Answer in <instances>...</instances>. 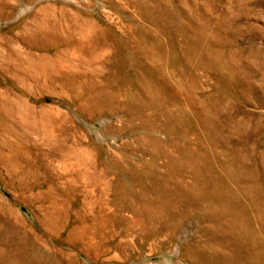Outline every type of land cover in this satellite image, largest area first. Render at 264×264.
Masks as SVG:
<instances>
[{
    "label": "rangeland",
    "instance_id": "rangeland-1",
    "mask_svg": "<svg viewBox=\"0 0 264 264\" xmlns=\"http://www.w3.org/2000/svg\"><path fill=\"white\" fill-rule=\"evenodd\" d=\"M263 236L264 0H0V264H264Z\"/></svg>",
    "mask_w": 264,
    "mask_h": 264
},
{
    "label": "bare ground",
    "instance_id": "bare-ground-1",
    "mask_svg": "<svg viewBox=\"0 0 264 264\" xmlns=\"http://www.w3.org/2000/svg\"><path fill=\"white\" fill-rule=\"evenodd\" d=\"M198 188V187H197ZM197 193V192H196ZM198 195V194H197ZM238 198V197H237ZM231 208V207H230ZM242 209V208H241ZM145 214V213H144ZM150 214V213H149ZM156 214V213H155ZM237 215V214H236ZM238 216H240V215H238ZM236 219V218H235ZM232 221V220H231ZM225 224V223H224ZM235 224V223H234ZM237 224V223H236ZM233 228V227H232ZM264 237V236H263ZM244 238V237H243ZM259 239V238H258ZM258 242V241H257ZM248 247V246H247ZM259 251V250H258ZM262 251V250H261ZM262 256V255H261ZM264 256V255H263ZM238 258V257H237ZM231 259V258H230ZM240 261V260H239ZM230 263V262H229ZM257 263H258V261H257Z\"/></svg>",
    "mask_w": 264,
    "mask_h": 264
}]
</instances>
